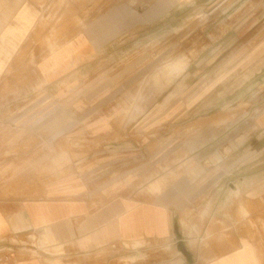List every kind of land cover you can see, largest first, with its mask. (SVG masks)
Wrapping results in <instances>:
<instances>
[{
    "label": "crops",
    "instance_id": "obj_1",
    "mask_svg": "<svg viewBox=\"0 0 264 264\" xmlns=\"http://www.w3.org/2000/svg\"><path fill=\"white\" fill-rule=\"evenodd\" d=\"M42 1L0 0V158L13 157L20 173L21 157L39 149L22 151L20 140L40 124L51 134L46 141L62 136L59 124L73 123L91 124L76 134L102 142L104 120L74 109L114 106L117 61L132 54L134 28L193 4L209 20L199 47L204 59L264 41V0H168V9L156 0L138 17L113 7L84 31L45 46L36 41ZM251 76H264V64ZM257 90L264 93V84ZM262 98L249 102L250 112L182 117L192 130L171 151V163L135 160L140 150L131 142L57 154L55 167L72 155L87 157L67 165L38 200L0 197V249L10 257L0 264H264ZM8 162L0 159V171ZM34 163L24 171L35 172Z\"/></svg>",
    "mask_w": 264,
    "mask_h": 264
},
{
    "label": "rangeland",
    "instance_id": "obj_2",
    "mask_svg": "<svg viewBox=\"0 0 264 264\" xmlns=\"http://www.w3.org/2000/svg\"><path fill=\"white\" fill-rule=\"evenodd\" d=\"M154 2L156 0L42 1L39 5L46 4V7L40 11L36 41L43 45L50 40L52 44L59 45L58 41L84 31L95 18L113 7L125 6L128 12L138 17ZM168 3L165 0L166 9L170 7ZM185 6L175 7L155 23L134 28L130 33L135 37L133 51L127 59L123 57L117 61V70H121L119 73H123L125 68L127 73L117 75L116 99L112 100L114 106L74 109L82 115L93 111V118L104 120L100 130L104 132L102 142L76 134L89 129L91 124H59V128L66 130L53 141L44 139H49L51 134L41 124L35 132L27 130L33 132L28 134L32 138L20 140L22 151L27 152L33 147L39 149L36 155L21 157V173L20 166L14 167L13 161H9L13 157L1 156L0 159L9 162L6 170L0 171V197L22 200L42 198L47 184L66 174L67 165L87 157V154L72 155V163L67 159L55 167L52 159L68 150L90 153L102 145L119 147L131 142L133 148L140 150L135 160L141 163H171V151L192 130V127L185 126L188 120H181L182 117L192 120L221 108H227L232 114L252 110L249 102L255 96L260 99L264 95L257 90L260 84H264L261 81L264 76H251L254 69L264 64V59H258L259 55L264 56V41L255 46L247 44L240 52H237L238 48L222 54L218 50V58L206 60V54L200 55L199 50L202 49L199 47L204 46L209 20L203 16L205 12H196L193 4ZM199 41L202 44H195ZM5 94V99L9 94L13 98L12 92ZM262 99L264 103V97ZM259 110L264 112V104ZM173 128L177 129L173 132ZM34 133H37V138ZM15 142L8 141L6 146L12 147ZM250 145L247 143L245 147ZM42 157L47 159L39 161ZM32 163L36 165L35 172L24 171Z\"/></svg>",
    "mask_w": 264,
    "mask_h": 264
},
{
    "label": "built area",
    "instance_id": "obj_3",
    "mask_svg": "<svg viewBox=\"0 0 264 264\" xmlns=\"http://www.w3.org/2000/svg\"><path fill=\"white\" fill-rule=\"evenodd\" d=\"M2 253V249H0V263H7L10 261V257L9 256H3L1 255Z\"/></svg>",
    "mask_w": 264,
    "mask_h": 264
},
{
    "label": "water",
    "instance_id": "obj_4",
    "mask_svg": "<svg viewBox=\"0 0 264 264\" xmlns=\"http://www.w3.org/2000/svg\"><path fill=\"white\" fill-rule=\"evenodd\" d=\"M182 252H184L183 250H181Z\"/></svg>",
    "mask_w": 264,
    "mask_h": 264
}]
</instances>
